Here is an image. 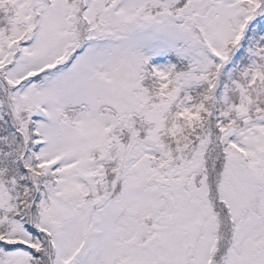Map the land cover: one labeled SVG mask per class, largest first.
Segmentation results:
<instances>
[{"label":"snow or ice","instance_id":"1","mask_svg":"<svg viewBox=\"0 0 264 264\" xmlns=\"http://www.w3.org/2000/svg\"><path fill=\"white\" fill-rule=\"evenodd\" d=\"M0 264H264V0H0Z\"/></svg>","mask_w":264,"mask_h":264}]
</instances>
